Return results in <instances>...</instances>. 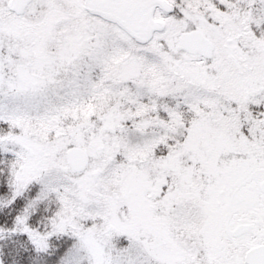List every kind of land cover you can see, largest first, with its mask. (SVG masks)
Instances as JSON below:
<instances>
[{"label":"snow or ice","instance_id":"6c2138e0","mask_svg":"<svg viewBox=\"0 0 264 264\" xmlns=\"http://www.w3.org/2000/svg\"><path fill=\"white\" fill-rule=\"evenodd\" d=\"M0 264H264V0H0Z\"/></svg>","mask_w":264,"mask_h":264}]
</instances>
